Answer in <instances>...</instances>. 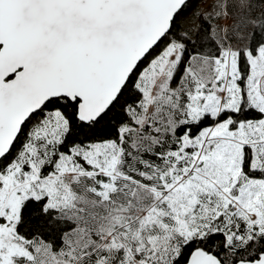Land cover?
<instances>
[{
    "label": "snow or ice",
    "instance_id": "snow-or-ice-1",
    "mask_svg": "<svg viewBox=\"0 0 264 264\" xmlns=\"http://www.w3.org/2000/svg\"><path fill=\"white\" fill-rule=\"evenodd\" d=\"M0 264H264V0H0Z\"/></svg>",
    "mask_w": 264,
    "mask_h": 264
}]
</instances>
